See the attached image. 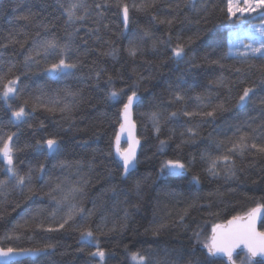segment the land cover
<instances>
[{
	"label": "trees",
	"instance_id": "obj_1",
	"mask_svg": "<svg viewBox=\"0 0 264 264\" xmlns=\"http://www.w3.org/2000/svg\"><path fill=\"white\" fill-rule=\"evenodd\" d=\"M72 2L75 0H0V45H6L0 47V60L4 61L0 75L7 73L5 82L19 76L18 87L23 89L19 99L7 102L0 94V135L17 133L13 143L21 150L14 153V166L20 175L30 172L32 176L31 183L23 187L10 182L0 195V245L6 249L55 245L10 264H98V258L89 256L95 247L81 243L76 230L87 227L106 252L105 264H132L129 254L135 251L152 253L160 264H201L206 259V249L196 241L194 233L200 232L203 240L211 235L213 225L264 205V155L255 150L243 156L231 154L235 171L231 177L223 161L217 165L218 176L207 171L209 157L224 154L231 146L229 138L235 140L247 132L258 143L264 142V105L260 104L264 100V52L253 55L246 47L258 31L252 27L264 22V16L258 15L264 8L240 16L238 12L229 13V0H156L155 7L137 11L132 5L145 0H123L129 5L125 31L118 0H86L89 8L85 19L68 23L64 9ZM96 4L101 7L96 8ZM29 12V20L19 19ZM165 18H174L173 23L161 24L160 19ZM145 30L149 35L144 34ZM69 33L73 34L69 62L79 61L76 69L65 70L70 74L46 71L54 57L45 60L43 54L35 56L34 51V60L25 66V56L39 43L53 38L63 43ZM9 34L17 41H26L24 47L10 42ZM130 40L139 48L134 57L127 51ZM231 41H243L235 54L228 53ZM177 43L185 46L184 60L171 58ZM113 49L114 55H104ZM193 53L195 59L189 62ZM215 60L220 63H212ZM9 63L15 65L11 73L7 71ZM97 71L101 73L99 78ZM109 75L113 76L111 83ZM221 76L224 83H215ZM129 86L140 96L134 118L142 144L136 168L124 177L113 153V142L126 96L115 101L110 91L124 88L128 92ZM245 87L253 89L251 101L238 106ZM70 92L77 95L70 96ZM176 92L184 100L169 103ZM42 94L45 103L54 100L57 108L68 104L70 111H33L29 105L25 107L26 122L17 128L12 111L24 99ZM220 103L224 110L214 117L189 118L180 112L165 119L173 111H211ZM151 112L161 114L159 138L147 115ZM189 127L198 135L181 143L189 140ZM53 137L59 144L52 154L36 146V141L43 143ZM160 139L167 140L163 151ZM220 140L225 143L218 147ZM177 159L187 171L180 175L160 173L162 162ZM41 164L43 173L39 171ZM194 176L199 177L198 183ZM8 178L0 157V180ZM136 181L141 182L139 189L135 188ZM61 182L65 190L83 188L70 203L84 212L64 229L49 232L46 229L57 227L68 210V202L58 206L48 195ZM29 187L34 189L31 195ZM54 195L59 199L62 194ZM25 220L27 225L15 227ZM41 224L43 227L38 226ZM259 229L264 232V216ZM213 259L215 264H231L224 257ZM233 260L235 264H264L248 259L246 251L235 254Z\"/></svg>",
	"mask_w": 264,
	"mask_h": 264
},
{
	"label": "snow or ice",
	"instance_id": "obj_2",
	"mask_svg": "<svg viewBox=\"0 0 264 264\" xmlns=\"http://www.w3.org/2000/svg\"><path fill=\"white\" fill-rule=\"evenodd\" d=\"M156 0H145V2L141 3L140 5L133 4L132 7L137 11H145L149 8L155 7ZM244 4L246 7L241 8L238 4L234 5L233 0H229V7L228 11L231 15H235L236 12H245V11H255L257 8H264V0H244ZM118 6L122 8L123 13V26L125 31L128 29L129 25V5L124 3L123 0H118ZM63 7V6H62ZM100 4H96V8H100ZM178 8L179 5H176ZM195 8V5L193 4ZM89 5L86 3V0H75V2L69 3V5L64 9L68 23H75L79 20H84L87 13H88ZM83 11V14H79ZM32 13H26L19 17V19L29 20ZM98 15H103L102 13ZM174 19V18H173ZM173 19H160V23L164 24L167 23L171 25L173 23ZM107 27V25H105ZM79 31V29H76ZM96 31H99L97 28ZM144 34L147 36L149 35L148 31L145 30ZM264 35V31L261 33ZM39 35V33H37ZM72 33H69V39L65 42L61 43L57 39H45L34 49L30 50L28 55L24 58L25 66L28 65L30 61L34 60L33 51L35 52V56H40L43 54L45 60L49 56H53L54 60L51 62L46 69V71L56 74H62L64 76L70 74L65 70L76 69L78 67L79 61H72L69 62L68 53L73 51L72 44H71V37ZM99 39V37H96ZM10 42L20 43L21 48L24 47V42L17 41L15 36L9 34L8 37ZM191 38H189V42ZM0 47H6V45H0ZM153 47H155V42H153ZM250 49L251 53L254 55L256 53L264 52V43H260L258 47H253L251 45L246 46ZM129 55L136 56L139 48L135 45L133 41H129V47L127 49ZM115 50L113 49L112 52H106L104 55H114ZM86 54V53H85ZM187 53L185 52V46L183 44L177 43L175 47L172 48V59L177 61L184 60ZM242 55L247 56V53H243ZM195 59V53H193L189 57V62ZM38 63V61H36ZM212 63L219 64V60L212 61ZM4 61L0 60V65H3ZM15 67L14 64L9 63L8 66V73L12 72V69ZM237 72H240L241 69H236ZM100 71H97L95 75L97 78L100 77ZM0 75V85H2V96L4 97L5 101L7 102L11 98H20V93L23 89L18 87L20 82V77L15 76L12 79H8L5 82V76ZM224 77L221 76L215 81V83L223 84ZM113 80V76H108V81L111 83ZM130 92V94H128ZM128 92L125 91L124 88L116 89L112 88L110 91V98L115 101H121L122 97L126 96V100L123 102L122 109L120 111L121 120L119 122V130L115 135L114 141V151L116 157L119 159L120 166L122 167V175L127 177L131 175L132 171L135 169L136 164L139 162L137 159V149L141 144L140 139L137 138L135 134L136 124L132 119V109L134 104L139 100L137 95V91L135 88L129 86ZM253 93V89L251 87H245L241 95L238 98V106L246 105L251 101L250 94ZM68 95L75 97L77 93H68ZM200 99V96L197 97ZM184 100V96L181 95L179 92H176L172 98L169 100V103L181 102ZM56 101L52 100L48 103H45L43 94L41 96L36 97H29L23 100V104L19 106L16 110H13L11 115L14 118V123L17 128H19L20 124L26 122V117L28 113L25 111L26 106H31L32 110L35 111L38 108H44L48 112H69L70 106L65 104L61 108L56 107ZM51 104V106H49ZM261 105H264V100L260 101ZM9 108L12 107L11 104L8 105ZM224 110V104L220 103L215 105L211 111H186L180 109L178 111H173L168 114L165 119H171L176 117L180 112L185 117L193 118L196 116L201 117H214L218 111ZM148 118L153 123V128L157 138H159V134L161 131L160 127V118L161 114L158 112H151L148 113ZM41 127L43 124L41 122ZM31 127V125H29ZM174 131V130H173ZM239 132V128L237 129ZM186 132L189 134V140H182L181 143H188L192 138H195L198 133L195 131L194 128H187ZM255 132V129H253ZM126 134V142L127 147H121V139ZM181 136H184V132L180 133ZM17 136L16 132H10L7 134L0 135V157H2L3 162L6 165V171L9 174V178L6 180H0V195L4 194V189L7 188L10 182H14V185L17 187L25 186L26 182L28 184L31 183V173L25 175H20L17 171V168L14 166V153L21 149H18L13 141L14 137ZM171 139V136L169 137ZM224 141L220 140L217 141V146L224 145ZM229 143L231 144L230 147H226L225 153L217 156L215 158L209 157L211 160L210 167L207 169L208 173L211 176H218L220 173L216 171L218 163L223 161L226 165L225 171L229 177L235 175L234 171V161L232 160L233 153H238L240 156H243L246 151L255 150L256 153L264 155V142H257L256 138L251 136L249 133L245 132L239 135L235 140L229 138ZM59 141L56 138H48L41 143V141H36L37 147H44L47 149L48 153H53L58 150ZM167 140L160 139L159 145L160 150L163 151V148L166 146ZM30 147V145H25V148ZM179 147V146H178ZM111 154V153H109ZM63 163V162H62ZM39 171L43 173L45 171L44 165H40ZM187 171L186 165L182 163L180 160H166L162 162L160 167V173H170L172 175H180L183 172ZM193 180L197 183L199 182V177L194 176ZM87 183V181H85ZM141 187V182L136 181L135 188L139 189ZM110 191H114L115 189H109ZM82 187H72L65 190L62 187V182L57 183L55 187L51 189L48 195L56 201L57 205H64L68 202V210L65 216L62 219V222L59 223L57 227L49 226L46 230L49 232L59 231L65 228V225H69L71 221L74 220V217L77 214H82L84 212L83 208H79L74 204H71L70 201L75 198V194L78 192H82ZM29 194H33L34 189L29 187L28 188ZM61 193L59 199L54 193ZM262 210H264V205L258 204L256 207L250 209L243 215H235L232 216L226 223H218L213 225L211 229V235L206 237L205 239L201 240V233L196 232L194 236L198 243H202L203 248L206 249V259L205 261L201 262V264H215V260L213 258L217 257H227V260L231 262V264H235L233 260V253L236 251L237 248L243 246L248 253V259L257 256H264V232L258 231L256 227V222L258 217L260 216ZM185 214H187V209L184 210ZM55 215V212L52 213ZM88 215L91 216L92 212H88ZM183 219V217H181ZM28 221L25 220L24 224L17 223L15 225L16 228L23 227L27 225ZM39 227H43V225H38ZM99 227V226H98ZM160 227H163L161 225ZM80 233V242L92 245L95 247V251L90 252L89 256L96 259L98 258V264H105L106 252L105 250L99 246L98 239L96 234L91 230V228H78L76 229ZM103 234V232H101ZM153 234H158V229L153 231ZM11 239V236L6 237ZM18 238V237H17ZM95 242V243H93ZM55 245L53 244H46L44 248H53ZM44 248H37V249H14L12 247H8L7 249L0 248V257H9L13 254H21V253H32L36 254L39 252L44 251ZM83 251V249H81ZM129 259L132 264H160L159 260H155L152 253L150 252H141L135 251L129 254ZM175 264V262H174ZM187 264H192V261H188Z\"/></svg>",
	"mask_w": 264,
	"mask_h": 264
},
{
	"label": "water",
	"instance_id": "obj_3",
	"mask_svg": "<svg viewBox=\"0 0 264 264\" xmlns=\"http://www.w3.org/2000/svg\"><path fill=\"white\" fill-rule=\"evenodd\" d=\"M258 15H260V16H264V11L260 12ZM54 74H56V73H54ZM137 95H138V94H137ZM138 97H139V100L134 104L133 109H132V119H133L134 122H135V118H134V109H135V107L137 106V104H138L139 101H140V96L138 95ZM120 120H121V117H120ZM135 124H136V122H135ZM118 130H119V126H118V129H117V132H118ZM135 134H136L137 138L140 139V138L138 137V135H137V124H136ZM114 141H115V138H114ZM140 141H141V139H140ZM141 144H142V141H141ZM141 144H140V146H139L138 149H137V158H138V154H139V151H140ZM121 147H122V148L127 147L126 134H125V136L122 137V139H121ZM113 153H114V156H115L116 160H117L119 163H121V162L119 161V159H118V158L116 157V155H115V151H114V142H113ZM49 154H52V153H49ZM136 166H137V164H136ZM136 166H135V168H136ZM183 173H184V172H183ZM124 177H125V176H124ZM263 216H264V210H262V212H261V214H260V216L258 217L257 222H256V227H257V230H258V231H261V230L259 229V225H260V223H261V221H262V219H263ZM230 219H231V218H230ZM228 220H229V219H228ZM228 220H227V221H228ZM227 221H226V222H227ZM226 222H224V223H226ZM261 232H262V231H261ZM0 248H2L1 245H0ZM2 249H6V248H2ZM241 251H246V253H247V250H246L243 246H241V247H239V248L236 249V251L233 253V256H234L235 254L241 252ZM42 252H43V251H42ZM42 252H39V253H36V254H32V253L25 252V253H21V254H13V255H11V256H9V257H0V264H10V263H12V262H15V261H18V260L24 259V258H26V257H34V256H36V255H38V254H40V253H42ZM247 255H248V253H247ZM224 258L227 259V257H224ZM250 260L253 261V262L264 261V256L253 257V258H251Z\"/></svg>",
	"mask_w": 264,
	"mask_h": 264
},
{
	"label": "rangeland",
	"instance_id": "obj_4",
	"mask_svg": "<svg viewBox=\"0 0 264 264\" xmlns=\"http://www.w3.org/2000/svg\"><path fill=\"white\" fill-rule=\"evenodd\" d=\"M240 0H233V4L236 5L238 3L239 7L244 8L246 7V5L244 4V0H242L241 2H239ZM257 8L256 10L258 11ZM252 11H245L243 13L238 12V14L241 16L243 14L246 13H250ZM237 13V12H236ZM252 28H254L255 30L257 29L258 31L255 32V36L253 37V39L251 41H247L246 44L247 45H251L253 47H258L260 43H264V35H262V31H264V22H261V24L253 26ZM254 44V45H253ZM243 45V41H237V42H230L229 46H228V53L229 54H235L238 50L237 47L238 46H242Z\"/></svg>",
	"mask_w": 264,
	"mask_h": 264
}]
</instances>
